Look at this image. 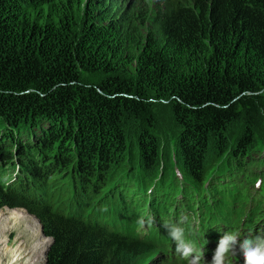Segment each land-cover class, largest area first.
Returning <instances> with one entry per match:
<instances>
[{
    "label": "trees",
    "instance_id": "obj_1",
    "mask_svg": "<svg viewBox=\"0 0 264 264\" xmlns=\"http://www.w3.org/2000/svg\"><path fill=\"white\" fill-rule=\"evenodd\" d=\"M5 206L0 264H42L30 214L45 264H187L181 219L206 254L264 232V0H0Z\"/></svg>",
    "mask_w": 264,
    "mask_h": 264
},
{
    "label": "clouds",
    "instance_id": "obj_2",
    "mask_svg": "<svg viewBox=\"0 0 264 264\" xmlns=\"http://www.w3.org/2000/svg\"><path fill=\"white\" fill-rule=\"evenodd\" d=\"M184 219L178 222L162 223L167 236L172 240L175 252L187 261V264H205L204 245L197 242L183 226ZM140 228L155 224V216L150 212L141 214L137 219ZM242 255L244 264H264V233L242 236L236 231H224L218 240L210 264H231V257Z\"/></svg>",
    "mask_w": 264,
    "mask_h": 264
},
{
    "label": "rangeland",
    "instance_id": "obj_3",
    "mask_svg": "<svg viewBox=\"0 0 264 264\" xmlns=\"http://www.w3.org/2000/svg\"><path fill=\"white\" fill-rule=\"evenodd\" d=\"M117 1H119V3H120V6H121V9H124L125 11H126V13H128L129 11H131L132 9H136L137 11L139 10V9H142V10H146V9H148V8H151V7H154V4H155V2H156V0H117ZM170 123V122H169ZM171 124V123H170ZM174 124L172 123V129L175 131V128H174V126H173ZM166 136H167V142L166 143H168V145H169V148H171V146H172V140H173V134H172V132L171 131H169V130H166ZM259 158H261V157H259ZM254 160L255 159H257V157H255V158H253ZM256 161V160H255ZM259 166H261L260 165V163L257 165V164H252V165H250L249 166V169H251V171L253 170V171H256V172H258V168H259ZM15 171H16V169H8L7 170V172H9L10 173V176H11V178L10 179H12L13 177H14V175L17 173H15ZM14 173V174H13ZM13 174V175H12ZM260 180H258V179H255L254 180V182H253V184L252 185H250V184H248L247 185V188H246V194L250 197H252L253 196V198H257V197H261V195L259 196L258 194H259V192H257L258 191V189L260 188ZM258 193V194H257ZM258 195V196H257ZM254 196H256V197H254ZM248 198V197H247ZM178 199H180V195L178 196ZM250 201V200H249ZM249 201H247L246 203V206L247 207H249V205H248V203H249ZM14 208H18V209H21V207H14ZM10 210V209H13V208H8L7 206H5V207H2L1 209H0V212L1 211H6V210ZM22 210H25V209H22ZM245 210L248 212V208H245ZM26 211V210H25ZM246 211H245V214H246ZM27 212V211H26ZM146 212H148V210H146ZM189 214H190V212H189ZM34 217V216H33ZM36 217V216H35ZM34 217V218H35ZM244 217V216H243ZM37 218V217H36ZM37 221H38V223L41 225V223H40V221L38 220V218L36 219ZM41 228V227H40ZM146 228V227H145ZM144 228V229H145ZM41 231H43V228H42V230ZM231 231H233V230H231ZM261 231V230H260ZM260 233V232H259ZM258 234V233H257ZM256 235V234H255ZM2 234H1V236H0V242H2ZM49 239V238H48ZM194 239V238H193ZM196 242H197V244L199 243V241H198V237H197V239H194ZM41 241H42V244H44L45 243V245H43V248H42V250H40V254H41V256H42V264H44V262H45V249H46V247H47V244H48V240H47V238H45L44 236H42V238H41ZM6 244L7 245H12V247H13V245H14V243H17L18 245H21L23 242H24V238L23 237H18L17 236V232L15 231V227H11V231H10V234H9V237L6 239ZM200 246H202V244L200 245ZM200 246H197V247H200ZM0 248H1V244H0ZM216 248V247H215ZM215 248L214 249H211L210 251H209V254L207 253H204V260L206 261L207 259H209V258H211L212 256H213V253H214V250H215ZM175 250V249H174ZM166 254H167V260H168V262H170V264H184V262L182 261V259H180V258H175V259H173V260H171L170 259V257H171V254L169 253V252H167L166 251ZM12 256V255H11ZM11 256H7V257H5V259H7L8 258V260L10 259V257ZM43 256H44V260H43ZM39 257V256H38ZM153 259H155V257H151V258H148L147 260H145L144 259V256L143 257H141V258H139L138 259V261H137V263H134V264H139V262H143L142 264H168V263H162V261H156V262H154V260ZM24 262V261H23ZM185 263H187V261L185 260ZM14 264H18V261H15V263Z\"/></svg>",
    "mask_w": 264,
    "mask_h": 264
},
{
    "label": "water",
    "instance_id": "obj_4",
    "mask_svg": "<svg viewBox=\"0 0 264 264\" xmlns=\"http://www.w3.org/2000/svg\"><path fill=\"white\" fill-rule=\"evenodd\" d=\"M24 209H25V208H24ZM25 210H26V209H25ZM38 220H39V219H38ZM40 227H41V230H42V225H40ZM42 234H43L45 237H47V238L50 239V242H49L48 248L46 249V254H47L48 249H49V246H50L51 241H52V238H51L50 236H46V235L43 233V231H42ZM45 262H46V256H45ZM45 262H44V264H45Z\"/></svg>",
    "mask_w": 264,
    "mask_h": 264
},
{
    "label": "bare ground",
    "instance_id": "obj_5",
    "mask_svg": "<svg viewBox=\"0 0 264 264\" xmlns=\"http://www.w3.org/2000/svg\"><path fill=\"white\" fill-rule=\"evenodd\" d=\"M21 209H24V208H21ZM27 211V210H26ZM29 213V212H28ZM30 214V213H29ZM30 215H32V216H34L33 214H30ZM35 217V216H34ZM36 218V217H35ZM37 219V218H36ZM41 234H42V231H41ZM42 236H44L43 234H42ZM45 237V236H44ZM45 238H47V237H45ZM48 240H50V239H48ZM49 243V242H48ZM48 245L49 244H47V247H46V249L48 248ZM46 249H45V256H46ZM43 260H44V256H43Z\"/></svg>",
    "mask_w": 264,
    "mask_h": 264
}]
</instances>
